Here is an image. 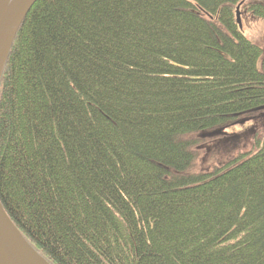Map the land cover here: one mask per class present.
I'll use <instances>...</instances> for the list:
<instances>
[{
  "label": "trees",
  "instance_id": "obj_1",
  "mask_svg": "<svg viewBox=\"0 0 264 264\" xmlns=\"http://www.w3.org/2000/svg\"><path fill=\"white\" fill-rule=\"evenodd\" d=\"M246 2L29 11L1 77L0 199L50 264H264V142L196 175L183 139L264 109V45L236 15L264 20V0Z\"/></svg>",
  "mask_w": 264,
  "mask_h": 264
},
{
  "label": "rangeland",
  "instance_id": "obj_2",
  "mask_svg": "<svg viewBox=\"0 0 264 264\" xmlns=\"http://www.w3.org/2000/svg\"><path fill=\"white\" fill-rule=\"evenodd\" d=\"M250 1L253 0H247V2ZM239 13L246 36L258 46L263 47V18L259 19L250 14L246 4L240 7ZM183 139L190 142L196 157L189 174L203 175L222 170L227 163L235 160L240 154L257 150V143L264 142V109L246 112L231 124L212 129V131L187 134Z\"/></svg>",
  "mask_w": 264,
  "mask_h": 264
},
{
  "label": "water",
  "instance_id": "obj_3",
  "mask_svg": "<svg viewBox=\"0 0 264 264\" xmlns=\"http://www.w3.org/2000/svg\"><path fill=\"white\" fill-rule=\"evenodd\" d=\"M38 0H0V85L23 20ZM237 22L243 27L237 9ZM0 264H50L25 239L4 209L0 199Z\"/></svg>",
  "mask_w": 264,
  "mask_h": 264
},
{
  "label": "bare ground",
  "instance_id": "obj_4",
  "mask_svg": "<svg viewBox=\"0 0 264 264\" xmlns=\"http://www.w3.org/2000/svg\"><path fill=\"white\" fill-rule=\"evenodd\" d=\"M242 28V27H241ZM243 29V28H242Z\"/></svg>",
  "mask_w": 264,
  "mask_h": 264
},
{
  "label": "crops",
  "instance_id": "obj_5",
  "mask_svg": "<svg viewBox=\"0 0 264 264\" xmlns=\"http://www.w3.org/2000/svg\"><path fill=\"white\" fill-rule=\"evenodd\" d=\"M247 35V34H246Z\"/></svg>",
  "mask_w": 264,
  "mask_h": 264
}]
</instances>
